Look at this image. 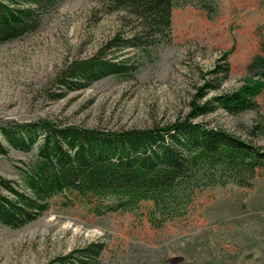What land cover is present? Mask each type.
<instances>
[{"label": "rangeland", "instance_id": "obj_1", "mask_svg": "<svg viewBox=\"0 0 264 264\" xmlns=\"http://www.w3.org/2000/svg\"><path fill=\"white\" fill-rule=\"evenodd\" d=\"M132 19L97 0H64L37 31L1 44L0 125L43 119L106 131L153 128L185 118L219 65L228 67L227 79L206 97L264 83V0H181L171 39L153 52L132 53L134 78L111 75L83 89L58 88L56 75L67 62L95 55ZM257 100V111L218 109L196 122L264 147V131L249 133L264 125V93ZM0 142L8 149L0 154V176L21 184L19 167L37 150L13 149L1 133ZM261 174L251 188L208 189L183 215L165 221L145 203L104 216L53 206L24 227L0 224V264H47L92 242L104 246L99 264H264Z\"/></svg>", "mask_w": 264, "mask_h": 264}, {"label": "trees", "instance_id": "obj_2", "mask_svg": "<svg viewBox=\"0 0 264 264\" xmlns=\"http://www.w3.org/2000/svg\"><path fill=\"white\" fill-rule=\"evenodd\" d=\"M64 0H0V45L37 31L43 17ZM109 12L133 19L93 56L67 62L57 73L66 92L91 86L107 76L134 78L133 52H153L171 39L173 9L181 0H97ZM199 88L192 111L174 123L153 128L106 131L48 120L4 123L0 133L9 147L30 152L19 167L21 184L0 176V224L18 229L53 206L82 207L96 216L130 212L151 203L163 221L183 215L208 189L236 184L251 188L264 172V147L227 131L197 123L224 109L231 115L257 111L264 83L206 97L227 79L219 65ZM60 96V95H58ZM203 99V100H202ZM202 100V101H200ZM198 101H200L198 103ZM264 125L249 130L253 136ZM8 149L0 142V154ZM104 246L92 242L47 264H99Z\"/></svg>", "mask_w": 264, "mask_h": 264}]
</instances>
